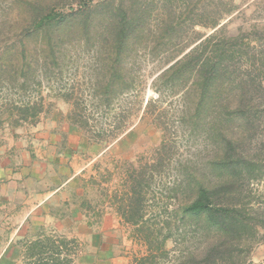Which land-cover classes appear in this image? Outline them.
<instances>
[{"label": "rangeland", "instance_id": "rangeland-1", "mask_svg": "<svg viewBox=\"0 0 264 264\" xmlns=\"http://www.w3.org/2000/svg\"><path fill=\"white\" fill-rule=\"evenodd\" d=\"M32 1L40 0H0V153L10 162L23 160V154L26 161L30 160L24 172L36 173L34 179L41 181V186L69 176L71 181L57 205L50 206L42 221L36 218L30 233L17 239V246L0 260L22 264L19 241L43 229L76 240L74 264H132L148 251L138 238V227L126 220L137 206L136 201L127 198L130 175L145 171L148 186L139 210L143 216L139 229L143 226L145 231L157 232L165 218L180 211L187 201L183 189L186 175L199 179V170L204 172L202 168L210 164L217 141L224 136L219 124L209 118L189 111L183 117L188 104L182 92L172 93L169 83L154 80L198 38L213 34L211 45L223 39L227 47L234 45L236 54H240L234 58V88L229 82L225 84L231 90L225 91L224 100L236 103L243 99L259 112L256 116L251 112L250 127L242 116L232 115L230 130L235 138L248 137V150L253 152L257 145L264 159V0H124L126 5L133 3L135 9L148 8L151 13L127 64L132 80L123 93L111 97L92 90V83L101 79L95 74L101 64L100 55L104 56L95 47L99 37L90 36L87 41L67 39L61 46L63 50L56 54L55 60L61 58L57 65L48 51L35 52L30 42L23 61L28 66L33 64L34 69H24L22 76L16 65L23 61L15 55L14 40L20 31L18 23ZM43 1L51 6L60 4L58 0ZM75 1L74 6L79 3ZM100 1L87 0L90 5ZM60 9L66 8L60 5ZM163 10L174 13L170 41V34L162 30ZM215 19L218 24L209 26ZM247 56L256 62L249 71L244 66L243 57ZM13 74L18 76L16 82L10 81ZM242 82L250 86L247 98L240 96L236 88ZM159 90L163 94L160 101ZM63 92L71 97H63ZM235 97L241 98L237 101ZM21 101L41 102V112L33 123L14 126L7 111L15 112L13 104ZM138 179H142L139 174ZM244 188L241 204L251 206L254 224L258 225H252L250 233L230 247L220 249L216 257L223 256V260L219 264L228 262L225 258L237 264H264V226L259 223L264 221V173ZM54 212L61 217H53ZM177 223L164 245L168 252L158 264H170L186 252H199L212 238H201L194 224ZM163 228L162 234L168 232Z\"/></svg>", "mask_w": 264, "mask_h": 264}, {"label": "trees", "instance_id": "trees-1", "mask_svg": "<svg viewBox=\"0 0 264 264\" xmlns=\"http://www.w3.org/2000/svg\"><path fill=\"white\" fill-rule=\"evenodd\" d=\"M58 2L60 3L58 7L51 6L50 2L43 0L27 4L25 17L18 23L19 34H15V55H19L23 61L29 43L33 42L35 52L48 51L54 59L52 61L57 65L61 58L58 56L59 59L55 60L56 54L63 50L61 46L67 42V39L77 37L87 41L90 36L99 37L95 47L97 52L104 56L100 55L101 64L95 74L101 79L96 84L92 83V90L105 97L123 93L132 80L127 64L137 45L136 42L141 37L144 24L150 16V10L135 9L133 3L126 5L124 0H103L94 5H90L87 0H79L75 6L73 4L75 0H58ZM60 5L65 6L66 9H60ZM227 12L230 13L231 10ZM173 14L171 11L163 10L162 30L170 34L168 41L173 37L172 32L170 33L171 29L175 28ZM217 24L218 20L215 19L209 26L215 27ZM214 37L215 35L210 34L203 39L195 40L194 42L197 43L165 67L154 80L169 83L172 93L182 92L183 101L188 104L183 117L189 111L209 118L219 124L223 130L221 135L224 136L221 141H217V150L214 151L210 164L202 168L204 172L199 170V179L193 175L190 178L188 174L186 175L183 189L187 201L181 206L180 211L167 216L165 222H162L163 227L168 231L165 234H162L163 227L157 232L145 231L143 226L139 229L140 225H143V216L139 215V210L143 208L142 201L145 200L148 179L144 176L145 171L130 175L127 198L136 201L137 206L135 212H131L126 220L138 227V238L144 242L148 251L146 255L134 259L132 264H158L162 256L168 252L164 245L171 237L170 229L174 228L173 224L176 222L182 226L194 224L199 228L201 238L206 239L209 236L212 238L199 252L183 253L170 264H202L209 261L212 262L211 264H219L218 262L223 260V256L216 257L219 250L230 247L231 243L238 241L243 234L250 233L252 225L253 228L258 225L254 224L255 217L251 213L253 210L251 206L246 207L241 201L244 197V187L248 188L253 179L263 177L264 159L256 144L253 152L248 150L246 147L250 143L248 137L240 139L233 136L230 124L233 122L232 115L239 114L242 116V121L245 123L248 121L250 127L252 123L249 118L253 117L251 112L254 111L256 116L259 111L254 104H245L243 99L238 101L241 97H235L237 104L234 101L224 100L225 91L230 92L231 88H234L232 80L233 69L236 68L234 58L240 54H236L234 45L227 47L225 45L227 41L223 39L211 45ZM161 38H163L162 33ZM228 40L230 42V39ZM255 55L253 54V58ZM243 58L247 71L255 66L256 62L252 58L248 56ZM32 65L28 66L23 61L16 66L24 77V69H34ZM15 70L14 72L17 73ZM11 77L10 81H17L16 74ZM25 79L24 84L27 80ZM118 80L122 84L118 83ZM227 82L230 83L231 88L225 87ZM261 84L262 82L259 81L258 86ZM248 87H245L243 82L237 85L238 94L247 98L245 95L250 92ZM159 91L160 101L163 94L161 90ZM62 95L67 99L71 97V94L65 92ZM41 107L42 103L37 101L15 102L13 104L15 112L10 109L7 111L10 124L17 126L26 121L33 123L41 112ZM254 128L255 125L251 126L252 130ZM138 174L142 179H138ZM129 207L133 208L132 205ZM259 223L264 226V221ZM19 243L22 245V264H74L73 256L77 251V242L74 238L46 233L41 229L32 238ZM215 258L219 261L216 262ZM228 259L225 258L228 262L223 264H237Z\"/></svg>", "mask_w": 264, "mask_h": 264}, {"label": "crops", "instance_id": "crops-1", "mask_svg": "<svg viewBox=\"0 0 264 264\" xmlns=\"http://www.w3.org/2000/svg\"><path fill=\"white\" fill-rule=\"evenodd\" d=\"M22 159L10 162L5 154L0 153V259L6 251L17 246V239L30 233V225L35 224L36 218L41 220L48 215L50 206L57 205L58 197L63 195L71 181L69 176L41 186V181L34 179L36 173L24 172V165L30 160L26 161L23 154ZM53 217L61 216L54 212ZM0 264L5 263L0 260ZM6 264L11 263L8 260Z\"/></svg>", "mask_w": 264, "mask_h": 264}]
</instances>
